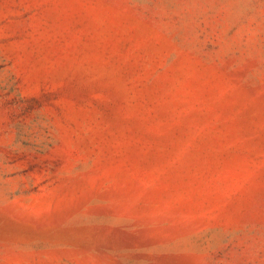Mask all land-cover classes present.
Wrapping results in <instances>:
<instances>
[{
    "label": "rangeland",
    "instance_id": "obj_1",
    "mask_svg": "<svg viewBox=\"0 0 264 264\" xmlns=\"http://www.w3.org/2000/svg\"><path fill=\"white\" fill-rule=\"evenodd\" d=\"M0 264H264V0H0Z\"/></svg>",
    "mask_w": 264,
    "mask_h": 264
}]
</instances>
